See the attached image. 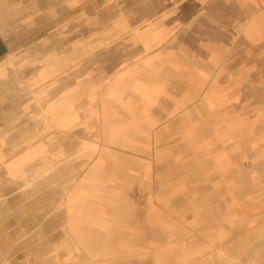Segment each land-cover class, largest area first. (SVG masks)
<instances>
[{
	"label": "crops",
	"instance_id": "1",
	"mask_svg": "<svg viewBox=\"0 0 264 264\" xmlns=\"http://www.w3.org/2000/svg\"><path fill=\"white\" fill-rule=\"evenodd\" d=\"M0 251L264 264V0H0Z\"/></svg>",
	"mask_w": 264,
	"mask_h": 264
},
{
	"label": "rangeland",
	"instance_id": "2",
	"mask_svg": "<svg viewBox=\"0 0 264 264\" xmlns=\"http://www.w3.org/2000/svg\"><path fill=\"white\" fill-rule=\"evenodd\" d=\"M44 230H46V229H44ZM47 230H48V229H47ZM220 248H221V247H218V248H217V250H218L217 252H220ZM217 252H214V253H213V252H210L211 254L208 252L210 255H206V253H205L204 255L207 256V257H210V256H212V255H214V254H217ZM205 256H203V257H205ZM211 258H212V257H210V259H211ZM218 259H219V258H218ZM222 260H223V264H226V261H224V258H222ZM227 260H228V259H227ZM211 261H212V260H211ZM1 263H2V254H1V251H0V264H1Z\"/></svg>",
	"mask_w": 264,
	"mask_h": 264
}]
</instances>
